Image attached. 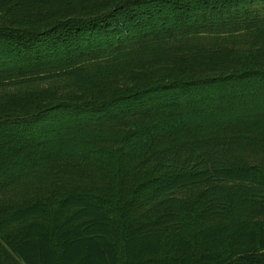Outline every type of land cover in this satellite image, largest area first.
Instances as JSON below:
<instances>
[{
    "label": "trees",
    "instance_id": "1",
    "mask_svg": "<svg viewBox=\"0 0 264 264\" xmlns=\"http://www.w3.org/2000/svg\"><path fill=\"white\" fill-rule=\"evenodd\" d=\"M172 255L264 264V0H0V264Z\"/></svg>",
    "mask_w": 264,
    "mask_h": 264
},
{
    "label": "rangeland",
    "instance_id": "2",
    "mask_svg": "<svg viewBox=\"0 0 264 264\" xmlns=\"http://www.w3.org/2000/svg\"><path fill=\"white\" fill-rule=\"evenodd\" d=\"M220 125V124H219ZM191 194H183L181 195V198L186 201L188 197H190ZM187 228L189 229V232L191 235H196L197 232L195 230V225L192 220V215L190 214L187 220ZM161 261V258L158 259H151L149 264H156L157 262ZM165 261H167V264H218L219 261L215 259L214 257L211 259L208 258H201V257H195V259L187 258L185 260H177L175 256H168L165 258ZM242 264H255L254 262H243Z\"/></svg>",
    "mask_w": 264,
    "mask_h": 264
}]
</instances>
